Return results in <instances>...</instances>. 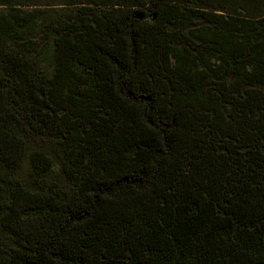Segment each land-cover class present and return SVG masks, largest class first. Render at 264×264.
Returning a JSON list of instances; mask_svg holds the SVG:
<instances>
[{
    "label": "trees",
    "instance_id": "obj_1",
    "mask_svg": "<svg viewBox=\"0 0 264 264\" xmlns=\"http://www.w3.org/2000/svg\"><path fill=\"white\" fill-rule=\"evenodd\" d=\"M0 264H264V0H0Z\"/></svg>",
    "mask_w": 264,
    "mask_h": 264
},
{
    "label": "rangeland",
    "instance_id": "obj_2",
    "mask_svg": "<svg viewBox=\"0 0 264 264\" xmlns=\"http://www.w3.org/2000/svg\"><path fill=\"white\" fill-rule=\"evenodd\" d=\"M37 1H48V0H37ZM42 8H46V12L44 13V19L46 22L48 21H55L56 19L60 18L61 20L64 19L65 14L68 13L67 11L63 10L58 5H52L47 8L46 6H39ZM31 9L32 7H27ZM42 32H39L37 36L34 35V37H31L33 40H35L37 43L33 46V50H30V53L28 54L29 57H32V64L33 66H38L43 69V72L48 74L50 72V68L52 65L51 61V46L47 39H44L42 36ZM41 37V38H39ZM18 44V41L9 42L8 45L16 46ZM17 131L19 132V135L22 137H25V140L27 142V145L30 148L40 149L45 151L46 153L52 154V157L54 159V165H60L63 160V153L61 146L58 145V142L55 137L49 136L47 134H41L33 131L31 128H29L27 125H25L22 120L17 121ZM28 160H25L22 168L19 171V178L28 184L32 183V179L29 175V166H28ZM53 176L62 178L61 174L57 172L56 167H54V174ZM63 182V179L61 180Z\"/></svg>",
    "mask_w": 264,
    "mask_h": 264
}]
</instances>
